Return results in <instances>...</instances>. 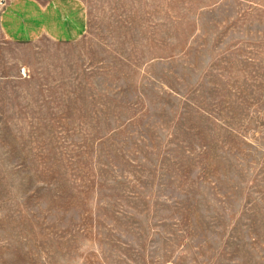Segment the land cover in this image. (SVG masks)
Segmentation results:
<instances>
[{
  "label": "rangeland",
  "instance_id": "1",
  "mask_svg": "<svg viewBox=\"0 0 264 264\" xmlns=\"http://www.w3.org/2000/svg\"><path fill=\"white\" fill-rule=\"evenodd\" d=\"M76 1L0 36V264H264V0Z\"/></svg>",
  "mask_w": 264,
  "mask_h": 264
},
{
  "label": "crops",
  "instance_id": "2",
  "mask_svg": "<svg viewBox=\"0 0 264 264\" xmlns=\"http://www.w3.org/2000/svg\"><path fill=\"white\" fill-rule=\"evenodd\" d=\"M85 28L86 14L76 0H8L0 10V36L9 44L72 42Z\"/></svg>",
  "mask_w": 264,
  "mask_h": 264
},
{
  "label": "built area",
  "instance_id": "3",
  "mask_svg": "<svg viewBox=\"0 0 264 264\" xmlns=\"http://www.w3.org/2000/svg\"><path fill=\"white\" fill-rule=\"evenodd\" d=\"M4 5V4H3ZM3 5H0V10L2 9ZM21 75L24 77L25 74L23 73V71H21Z\"/></svg>",
  "mask_w": 264,
  "mask_h": 264
}]
</instances>
